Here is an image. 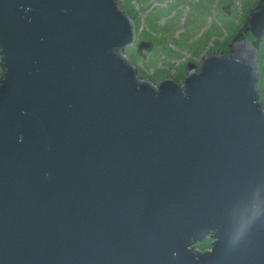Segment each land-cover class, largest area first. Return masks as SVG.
Returning <instances> with one entry per match:
<instances>
[{"label":"water","instance_id":"95a60500","mask_svg":"<svg viewBox=\"0 0 264 264\" xmlns=\"http://www.w3.org/2000/svg\"><path fill=\"white\" fill-rule=\"evenodd\" d=\"M137 29L119 0H0V264H264V5L256 48L183 81L138 74Z\"/></svg>","mask_w":264,"mask_h":264},{"label":"rangeland","instance_id":"374dc122","mask_svg":"<svg viewBox=\"0 0 264 264\" xmlns=\"http://www.w3.org/2000/svg\"><path fill=\"white\" fill-rule=\"evenodd\" d=\"M119 1L124 12L135 17L138 27L134 44L123 52H128L131 63H137L139 75L154 77L156 83L183 81L187 65L199 67L206 54L231 50L236 35H241L240 41L244 37L251 42L252 37L243 35L244 28L260 0ZM140 42L152 45L149 53L141 52L144 56L137 52ZM259 83L264 106V79Z\"/></svg>","mask_w":264,"mask_h":264},{"label":"flooded vegetation","instance_id":"af4514ba","mask_svg":"<svg viewBox=\"0 0 264 264\" xmlns=\"http://www.w3.org/2000/svg\"><path fill=\"white\" fill-rule=\"evenodd\" d=\"M246 26H247V23L245 24L244 34H243V35L246 34V35H249V36L251 37L250 33H249L248 31H246ZM240 36H241V35H236V36H235V43H236V42H240V39H239ZM237 39H238V41H237ZM242 39H243V38H242ZM242 39H241V40H242ZM256 44H257V42H255V40L252 38V39H251V45H253V46L256 48ZM229 51H230V50H229ZM229 51H228V52H229ZM220 53H221V52H220ZM140 56H144V55H141V53H140ZM195 69L198 70V67H195ZM195 69H194V71H195ZM138 78H140V77H138ZM141 79H142V78H141ZM205 240H206V239H205Z\"/></svg>","mask_w":264,"mask_h":264},{"label":"trees","instance_id":"16d2710c","mask_svg":"<svg viewBox=\"0 0 264 264\" xmlns=\"http://www.w3.org/2000/svg\"><path fill=\"white\" fill-rule=\"evenodd\" d=\"M258 5L259 6H262V5H264V0H260L259 2H258ZM242 39V38H241ZM1 78V77H0Z\"/></svg>","mask_w":264,"mask_h":264},{"label":"bare ground","instance_id":"6f19581e","mask_svg":"<svg viewBox=\"0 0 264 264\" xmlns=\"http://www.w3.org/2000/svg\"><path fill=\"white\" fill-rule=\"evenodd\" d=\"M257 7H258V5H257ZM257 7H256V8H257ZM260 39H261V38H260Z\"/></svg>","mask_w":264,"mask_h":264}]
</instances>
